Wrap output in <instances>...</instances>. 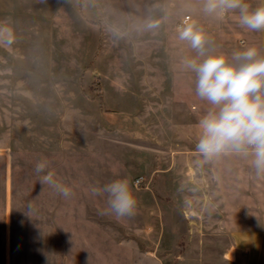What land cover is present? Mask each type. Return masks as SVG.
Returning <instances> with one entry per match:
<instances>
[{"label": "crops", "instance_id": "obj_1", "mask_svg": "<svg viewBox=\"0 0 264 264\" xmlns=\"http://www.w3.org/2000/svg\"><path fill=\"white\" fill-rule=\"evenodd\" d=\"M200 7L199 0H0V26L14 35L0 46V87L97 82L109 92L106 109L97 98L59 94L44 98L55 109L29 113L39 126H23L16 109L12 125L0 121V264H103L102 196L90 194L102 186L103 137L111 181L127 178L138 200L134 217L112 216L108 226L113 264H166L168 255L173 264H264V176L249 159L204 162L196 152L209 105L181 65L195 52L178 39L177 24L190 15L229 56L250 46L264 54V31ZM148 20L157 27L147 29ZM43 158L72 197L38 181L34 165ZM135 175L145 185L138 190Z\"/></svg>", "mask_w": 264, "mask_h": 264}, {"label": "clouds", "instance_id": "obj_2", "mask_svg": "<svg viewBox=\"0 0 264 264\" xmlns=\"http://www.w3.org/2000/svg\"><path fill=\"white\" fill-rule=\"evenodd\" d=\"M200 10L207 16L223 20L234 14L239 25L250 31H264V3L252 7L247 0H199ZM147 29L157 22H145ZM6 44L14 42L12 29L3 25ZM178 39L188 43L195 55L185 57L181 65L194 74L195 94L209 107L199 118L196 152L204 162L225 155L250 160L257 177L264 176V54L256 46L234 51L230 56L216 51L210 34L195 20L180 24ZM50 161L43 158L34 165L39 182L55 189L68 199L73 196L70 186L58 182L49 170ZM43 174V175H41ZM93 197H106L102 214L116 219L132 218L138 210V200L127 178L112 180L90 189ZM28 213L34 209L31 201Z\"/></svg>", "mask_w": 264, "mask_h": 264}, {"label": "rangeland", "instance_id": "obj_3", "mask_svg": "<svg viewBox=\"0 0 264 264\" xmlns=\"http://www.w3.org/2000/svg\"><path fill=\"white\" fill-rule=\"evenodd\" d=\"M24 45V43H23ZM0 46H8V44H4L3 40H0ZM26 46V45H25ZM107 90L108 88H103L99 85L97 82H93L92 86L89 87H79V86H67V87H47V86H23V87H0V121L6 122L7 127L12 125L13 120L9 118V114L12 110H20L22 112V121L23 126L24 125H33L39 126L41 125V122L39 119H31L29 118V115L31 114V111H37L40 108L42 109H55L54 104L52 102L46 103L44 100L45 96H54V95H66V96H72V95H84L87 98H97L99 101L102 102L103 108L104 107V94L107 93L103 90ZM109 95V92H108ZM38 98V99H37ZM14 99H16V102H14ZM16 106V108H14ZM38 107V108H37ZM107 108V107H106ZM105 108V109H106ZM108 110V109H107ZM30 113V114H29ZM43 121V120H41ZM106 133H103L105 135ZM108 135V134H107ZM109 139L106 137H103V143H102V186L106 183L111 182V169H110V159H109ZM19 162L25 163V161H22L21 159H18ZM139 175H135L133 177L134 180ZM134 189L138 190L141 187H135L133 183ZM88 201V200H87ZM93 200H90V203ZM100 201V206L103 210L107 207L106 204V197L101 198V200H97V203ZM99 204V203H98ZM91 205V204H89ZM102 222L103 226L106 224L107 227H103L104 229H107V231H104L103 229V264H113V243L109 240V237H107L108 233L113 234V230H110L108 226L110 224H113L112 215H106L102 214ZM115 234L117 235V238L124 239L127 232L125 230H118L115 231ZM174 248H164L165 253H169V251H173ZM166 264H173L172 263V255H168Z\"/></svg>", "mask_w": 264, "mask_h": 264}, {"label": "built area", "instance_id": "obj_4", "mask_svg": "<svg viewBox=\"0 0 264 264\" xmlns=\"http://www.w3.org/2000/svg\"><path fill=\"white\" fill-rule=\"evenodd\" d=\"M190 20V15H186L182 20H180L177 24V26H179L180 24L184 23V22H188ZM134 185L135 187H142L145 186L142 183V178L138 177L134 180Z\"/></svg>", "mask_w": 264, "mask_h": 264}]
</instances>
